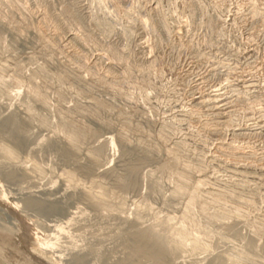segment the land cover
Wrapping results in <instances>:
<instances>
[{
    "label": "rangeland",
    "instance_id": "rangeland-1",
    "mask_svg": "<svg viewBox=\"0 0 264 264\" xmlns=\"http://www.w3.org/2000/svg\"><path fill=\"white\" fill-rule=\"evenodd\" d=\"M158 1L162 14L183 17L191 32L180 43L153 21L163 44L151 53L140 17L145 11L152 19L149 9ZM181 1L114 0L117 12L110 14L115 4L101 0H0V252L29 264H43L36 249L60 264H124L126 237L136 226L164 239L171 264H264V173L234 175L211 163L223 134L212 136L213 127L204 125L209 116L192 104L251 84L257 92L248 97L264 98V0H189L183 13ZM252 1L262 3L260 14L253 13ZM75 33L77 40H70ZM110 53L160 65V83L145 100L117 91L127 63L114 62ZM132 79L143 80L139 71ZM228 80L233 85L226 89ZM249 114L244 109L237 125L251 132L237 140L263 150L264 129L256 131ZM13 118L28 123L21 149L7 136ZM135 151L144 157L136 186L126 188L127 181L116 178L127 175ZM257 153L245 162L264 165ZM206 174L218 183H198ZM78 209L126 218L122 229L116 227L124 238L100 258L95 249L83 251L68 239L93 230L72 226ZM25 230L36 236L33 245ZM47 241L55 245L44 250ZM142 255L134 263L145 260ZM5 259L0 255V264H8Z\"/></svg>",
    "mask_w": 264,
    "mask_h": 264
},
{
    "label": "bare ground",
    "instance_id": "bare-ground-1",
    "mask_svg": "<svg viewBox=\"0 0 264 264\" xmlns=\"http://www.w3.org/2000/svg\"><path fill=\"white\" fill-rule=\"evenodd\" d=\"M98 1H100V0H98ZM101 1L103 3L105 2V4H104L105 6H107V4H110V3L113 2L115 4V7H113L111 9V11H109V13L111 12L110 14H114V13L117 12V10H116V8H118V4L116 3L117 1L116 2H114V0H101ZM188 4H189V0H182L181 1L182 13L187 11ZM260 4H262V3L258 2V4H257L256 1L255 2L254 1L251 2L250 8L252 9L254 14H256V13L260 14L261 13L260 8H259ZM149 10H150L149 13H153L154 12V16H152L153 18L151 19V16L148 15L145 11H143L142 14H141V17H140V24L142 25L143 30H145V32L147 33L146 40L149 43V47H150L151 53H152V51L155 50V47L158 48L160 45L163 44V41L161 40V38L159 36H156L155 33H154L155 27L153 25V21H155L158 24V26L161 28L162 31L168 32V36L176 37V38L179 37V42L180 43L183 42V40L185 38L184 36L186 34H188L189 32H191L189 30L191 28L190 24L183 17H181L179 15H175V14H171V15H168V16L162 14V12H161V10H162V2L158 1L155 4L151 5ZM114 11H116V12H114ZM105 14L107 15V13H105ZM116 19H118V18H116ZM99 26L100 27H105L106 26L105 22L104 21L100 22ZM260 26H262V25H260ZM203 27H205L206 29H208L210 27V21L208 19L206 20V23L204 24ZM261 31H263V30H261ZM71 35H73V34H71ZM74 36L70 40H73V38L77 40L78 35H76V33H75ZM189 43H191V42L189 41ZM140 44H142V43H140ZM149 55H150V56H148L149 58L152 57L151 54H149ZM152 55H154V54H152ZM164 57H165V54H164ZM108 58L109 59H113L114 62H115V60H117L118 62H121L123 65H125L127 63L126 68L124 67V70H122V72H121L123 75L120 76L121 79H122L121 82H120V85L116 87V88H118L117 89L118 92L128 94L127 98L129 96H131V95L138 94V93H139V95L148 94L150 88L157 87L156 83L157 84L160 83L159 80H158V72H159L158 68H159L160 65L157 64V63H154L152 66H149L150 67L149 68V67H146L144 65H141L138 61L131 62L128 59V57H126V56L123 57L120 54L116 55V53H112V54L110 53ZM149 61L152 62L151 59ZM206 61H207V59H206ZM107 64H109V63H107ZM147 70H149V71H147ZM137 71H139V73L142 75L143 80L141 82L135 81L134 79H132V73L137 72ZM230 74H232V73H230ZM249 74H250V72H249ZM237 78H238V74H237ZM224 80L226 82V79H224ZM239 80H240V78H239ZM233 81H235V79H233ZM236 81H238V79H236ZM225 82H223V83L225 84L226 89H228L229 87L232 88L233 84L231 83L230 80H228L227 84ZM234 85H236L235 82H234ZM219 86H220V84H219ZM244 87L245 88H243L242 90H241V88H240V90H238V89L236 90L234 88L233 91H230L232 93L229 96H227L225 92L221 93V90H223V89L217 90L221 94L214 92V94L211 95V94L208 93V95H211V96H209V97L200 96V97L196 98L197 100L196 99H192L193 100L192 104H196L197 105V102H198V104L203 109H205L204 112H202L203 109L199 110V112H201V114L206 113L209 116L208 119L206 118L207 120H206V123L204 125L213 127V130H212V133H211V134H213L212 136H215L216 134H218V135L223 134V135H221V138L219 139V141H216V143L214 144L215 145L214 151L211 150L212 153H211V155L208 158V159H211L210 162L213 163L214 165L225 167L226 171H228V172L230 171L231 174H234V173H238V174L246 173V174H249V175L252 174V175H258L259 176V174H257V172L260 173V174L264 173V165H262L264 162H261L262 164L261 163L260 164L262 166L258 167L260 165L256 166V165H254L255 163L253 164L250 161L247 164L245 161H247L248 159L249 160L254 159L255 156L258 154L257 151L260 154L259 156L264 158V148H263V150L261 148H260V150H258L257 147H254L253 145L251 146L250 143L249 144H244V142L242 143L239 140H237V138L246 137L245 134L251 132L249 129H247L248 125L244 126L241 123H240L241 125H239V123L237 125V121L239 120L240 114L245 109L247 111H250V114L247 115V116H249L248 117L249 119H252L254 121L253 124H254L255 130L258 131V130L264 129V98L259 97L258 94H255L253 96V98L248 97V96H250L251 94H254V92H257V91L253 89V87H255V86L254 85L252 86V84L247 86V87L246 86H244ZM164 92H166V91H164ZM233 93H235V94H233ZM144 97H145V95L142 96V98L140 97L142 101L145 100V99H143ZM232 98L235 101L232 100ZM240 103H244L245 105L241 104L242 105V107H241ZM185 110H188V109L186 108ZM189 110H190V108H189ZM191 110H192V112H194L195 109L194 110L191 109ZM258 114L260 116H257ZM184 115H186V113H184V111L181 112V114H178L179 118H183ZM198 119H199V117H198ZM252 120H250V121H252ZM191 121H192V119H191ZM197 121H199V120H197ZM242 121H244V120H242ZM7 123H8V128L6 129L7 130V136L13 141V146L16 145L19 149H21L23 147V145H24L25 138L27 137V134H28V123L19 122L18 119H16V118H13L10 121L8 120ZM194 124H192L191 126H193ZM199 124H201V122ZM204 128H206V127L204 126ZM201 132H202V130L199 132V134ZM165 133L166 132H164V135H165ZM23 134L24 135L26 134V136H24ZM203 134H205V133H203ZM227 134H230L233 137V139L227 141L228 137H225ZM74 136H76V135L74 134ZM208 136H210V135H208ZM203 137H204V135H203ZM217 137L218 136H216V138ZM207 142H208V140H207ZM50 144H51V140H49V145ZM200 146H202V145H200ZM51 147H52V145H51ZM128 156L129 157H134L135 158V160H134L135 162L131 163L128 166L127 175L123 176L122 178H119L117 176L118 179L116 178V181H118L119 184H120V182L127 181V184H129V185H126L125 187L126 188H133V187L136 186V184H137L136 181H137V178H138V174H136V167H137V165H139L142 162L141 158H143L144 155H142L139 151H135L134 153L129 154ZM256 159H258V158H256ZM83 171L85 173H88L89 169L85 168V169H83ZM214 180H216V178L214 176H211L210 174H206V175L200 176V178L197 180V182L206 184L208 186L209 185L214 186V185H216L218 183L217 180L216 181H214ZM228 190L230 192L235 193V191H234L235 189L232 186H229ZM193 203L194 202H192V204ZM190 204H191V202H190ZM91 214L92 213H88V211H84V209H78L77 212L71 214L70 217L72 219H74L73 223H72V226H75V227H82L83 226V228H85V229L92 228L93 230L91 229L92 232L84 233L83 235H68V239H71L70 241L77 242V246L80 249H82L83 251H88L89 252V251H92V250L95 249L97 251L96 252V258H100L105 253L107 248H109L111 245H114L115 243H117V241L121 240L122 238H124V236H125L124 234L125 233L117 230L116 227L119 226V228L122 229V225H121L122 220L126 221V218L118 217V216H115V215L100 216L97 213H93L92 216H91ZM21 221H22L23 225L25 226L26 223L22 219H21ZM132 228L134 230H133L132 234L129 235L130 238H128L129 236L126 237L127 239H129V244L128 245H129L130 253L128 252L129 256H128V259H126L127 261L124 264H126V263H134V261L136 259V256L137 257H138V255L140 256L141 253L143 254L142 256H144L146 259L145 260H141V262L144 261L143 263H141L139 261V262H136L134 264H144V263L145 264H171V262H170L171 261L170 253H171L172 248L164 241V239H162L160 237L153 236V235H151V236L144 235V231L136 229V228H138L136 226H133ZM132 228L129 227L126 230H128V229L130 230ZM127 232H129V231H127ZM23 237H24V235H23ZM25 237H26V240H27L28 243L32 244V242L37 241L36 236L33 235L32 232L29 231V230H25ZM183 241L184 240L181 239L180 242L178 243V245H181L183 243ZM50 244L55 245V244L49 243L47 241V242H45L46 248L44 250H47V248H51ZM39 246H41V245H39ZM43 248H44V246H43ZM36 251H37V253L35 251H33V254L34 253L36 254V256L39 259L40 263L49 264L48 260H52V261H54L53 262L54 264H60V262L57 259L46 257V255L43 253L44 251L42 252L39 249H36ZM83 251H80V252L82 253ZM10 252H8V255L5 252H0V255H2L4 258H6L5 260L7 261L8 264H29V262L26 259H24V261H23L22 258H19V256L15 257L14 254H12ZM40 252L44 255V257H43V255L40 254ZM105 258H107L106 259V262H107L109 260V257L106 256ZM124 258H126V257H124ZM172 261H174V260H172ZM174 262H172V263H174Z\"/></svg>",
    "mask_w": 264,
    "mask_h": 264
}]
</instances>
